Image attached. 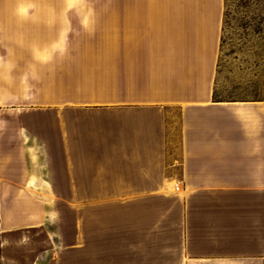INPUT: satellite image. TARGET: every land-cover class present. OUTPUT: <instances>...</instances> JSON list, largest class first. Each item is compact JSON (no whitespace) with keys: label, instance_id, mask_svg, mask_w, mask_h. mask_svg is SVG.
<instances>
[{"label":"crops","instance_id":"0c3cea01","mask_svg":"<svg viewBox=\"0 0 264 264\" xmlns=\"http://www.w3.org/2000/svg\"><path fill=\"white\" fill-rule=\"evenodd\" d=\"M100 1L0 0L28 73L0 77L1 231L44 227L34 264H264V100L215 98L225 0Z\"/></svg>","mask_w":264,"mask_h":264},{"label":"rangeland","instance_id":"374dc122","mask_svg":"<svg viewBox=\"0 0 264 264\" xmlns=\"http://www.w3.org/2000/svg\"><path fill=\"white\" fill-rule=\"evenodd\" d=\"M89 2L96 4L101 1L71 0L72 6H92ZM225 11L215 85L216 98L264 100V0H228ZM22 76L27 82L28 73L23 72V65L5 63L0 57L1 78L9 83L13 80L17 85L21 83ZM12 98L20 103L22 97L15 95ZM18 118L19 112H0V120ZM31 194L48 206L53 205L56 199L52 192ZM48 210H57L59 214L66 216L72 215L70 209L65 207H51ZM54 240L58 242V239ZM70 242L72 241L67 240V243ZM52 246L44 227L12 232H2L0 227V264H34ZM81 258L80 262L77 257L67 255L63 257V261L64 264H84V257ZM56 259L60 257L57 256ZM56 264L63 263L59 260Z\"/></svg>","mask_w":264,"mask_h":264},{"label":"built area","instance_id":"2783aa9c","mask_svg":"<svg viewBox=\"0 0 264 264\" xmlns=\"http://www.w3.org/2000/svg\"><path fill=\"white\" fill-rule=\"evenodd\" d=\"M170 188H171V185H170ZM173 189H174L175 191H179V190H180L179 187H178L177 185H175Z\"/></svg>","mask_w":264,"mask_h":264},{"label":"trees","instance_id":"16d2710c","mask_svg":"<svg viewBox=\"0 0 264 264\" xmlns=\"http://www.w3.org/2000/svg\"><path fill=\"white\" fill-rule=\"evenodd\" d=\"M227 2H228V0H225V8L227 6ZM225 16H226V11H225ZM215 98H216V94H215Z\"/></svg>","mask_w":264,"mask_h":264},{"label":"bare ground","instance_id":"6f19581e","mask_svg":"<svg viewBox=\"0 0 264 264\" xmlns=\"http://www.w3.org/2000/svg\"><path fill=\"white\" fill-rule=\"evenodd\" d=\"M175 185H177V184H173V185H172V189L174 188ZM177 186H178L179 189H180V186H179V185H177ZM173 190H174V189H173ZM174 191H175V190H174ZM179 191H180V190H179Z\"/></svg>","mask_w":264,"mask_h":264}]
</instances>
